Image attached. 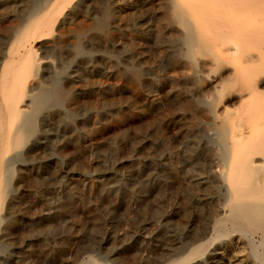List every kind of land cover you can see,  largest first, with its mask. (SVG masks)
<instances>
[{
    "label": "bare ground",
    "instance_id": "6f19581e",
    "mask_svg": "<svg viewBox=\"0 0 264 264\" xmlns=\"http://www.w3.org/2000/svg\"><path fill=\"white\" fill-rule=\"evenodd\" d=\"M15 1L0 47V264L48 254L50 218L108 246L109 260L79 259L60 224L58 264H264V0ZM62 126L63 161L100 172L86 183L37 152ZM51 180L60 199L28 214L41 201L24 205V188Z\"/></svg>",
    "mask_w": 264,
    "mask_h": 264
},
{
    "label": "rangeland",
    "instance_id": "374dc122",
    "mask_svg": "<svg viewBox=\"0 0 264 264\" xmlns=\"http://www.w3.org/2000/svg\"><path fill=\"white\" fill-rule=\"evenodd\" d=\"M10 2V3H9ZM11 3H12V5H11ZM16 3V4H15ZM15 3H14V0H0V14H1V16H0V18L1 19H3L1 22H0V25H1V27H0V47H1V45L2 44H4L6 41H7V39L9 38V36H11L12 35V29L13 28H15L16 27V25L17 24H19V19L17 18L18 17V15L20 14V13H22L23 11H22V8L20 7V6H18L19 4H17V2L15 1ZM14 4H15V7L16 6H18V7H16V8H14ZM6 6V7H5ZM11 6V7H10ZM16 10V13H15V10ZM18 9V10H17ZM10 11H11V13H10ZM19 11V12H18ZM2 13H5V14H2ZM3 15H5V16H3ZM7 15H9V17L7 16ZM14 15V16H13ZM12 16V17H11ZM7 17V18H6ZM10 17L12 18V19H10ZM5 18V19H4ZM9 21V22H7V21ZM12 20V21H11ZM17 21V22H14V21ZM3 26V27H2ZM2 28V29H1ZM2 40H4V41H2ZM3 42V43H2ZM81 88V87H80ZM80 88H78L79 90H80ZM82 89V88H81ZM67 103V102H66ZM65 103V104H66ZM80 102H78L76 105L77 106H75L74 108V110H77L76 111V113L77 114H81L82 112H81V110L83 111V108H84V105L82 104V103H80ZM65 104H64V106H65ZM82 104V105H81ZM81 105V106H80ZM82 108V109H81ZM64 126H65V124H64ZM64 126H62V127H60V129L59 130H52V131H50L49 130V132H51V133H53V136L51 135V137H50V139H49V137H47L46 136V138H45V141H44V139H42L41 140V143L39 144V147H38V150L39 151H37L39 154H40V156H42V159H47V158H49V157H52V156H57L58 158H60L59 159V164H60V176H63L66 172H67V169H68V171H69V168H73L74 169V171H76L77 173L79 172L80 174H83L82 175V178H87L86 180H85V183L89 180V177H91V176H97L98 174H100V172H99V170H97L98 168L97 167H95V166H93V168L91 167V166H88V167H85V169L84 168H78V167H72V165H71V163L68 161H63V159L62 158H67V151H68V149L67 148H69V147H66V146H64L63 145V147L61 148V150H59V148H60V144H62L61 143V140H63V138H66V137H68V135L70 134L66 129H65V127ZM58 131V132H57ZM57 133H58V136H57ZM69 133V134H68ZM67 134V135H66ZM98 134H95L94 135V138H95V143L97 144V146H98V141H99V135L97 136ZM64 136V137H63ZM96 136V137H95ZM55 139H54V138ZM57 137V138H56ZM60 137H62V138H60ZM53 139V140H52ZM56 141V142H55ZM46 142V143H45ZM49 142V143H48ZM51 142V143H50ZM48 143V144H47ZM43 144V145H42ZM50 145V146H49ZM43 146V148H41ZM45 146V147H44ZM97 146H95V149H93V151H92V153H93V155H92V157H91V159L92 160H94V162L95 161H98V160H100V159H102V160H104L105 161V163L107 164V165H110L111 164V162L113 161L112 160V158L109 156V153H107V154H105L104 156H102L101 155V153H100V151H99V148L97 147ZM48 147H50V148H48ZM98 149V150H97ZM67 150V151H66ZM40 151H42L41 153H40ZM48 151H50V152H48ZM96 151V152H95ZM69 152V151H68ZM98 152V153H97ZM50 153V154H49ZM46 154V155H45ZM63 155V156H62ZM96 155V156H95ZM102 158H101V157ZM100 157V158H99ZM86 161H89V160H87L86 159ZM51 168V167H50ZM66 169V170H65ZM95 169V170H94ZM52 170V169H51ZM92 170H94V171H92ZM66 171V172H65ZM94 174H93V173ZM86 175V176H85ZM52 180H53V178L54 177H50ZM65 179V178H64ZM50 181L49 183H50V186L49 187H47L46 186V184H41V185H39V186H32V187H25L24 188V190H23V193L25 194V196L22 198V201H23V203H24V205H28V204H31L32 202H33V200H38V201H41L40 203H42V204H40V203H38L39 205L38 206H36L37 207V209L35 208V210L33 209V210H30L29 212H28V214H37L36 213V211H38L39 209H41V208H45V207H47V206H54V204H56L57 203V201L60 199V196H61V193H59V191H58V188L56 187V185H54V183H53V181ZM83 182H81V184L80 185H78L79 186V189H80V196H81V199H82V202L84 203V205L86 204L87 206L89 205V206H91V204H93L94 203V201L95 200H91V198L92 199H94L90 194H88V190L87 189H84V187H83ZM29 191V192H28ZM52 192V193H51ZM35 193V194H34ZM50 194H52V195H50ZM83 196V197H82ZM38 197V198H37ZM88 197H90V198H88ZM28 198V199H27ZM34 198V199H33ZM51 198V199H50ZM33 199V200H32ZM29 200V201H28ZM52 200V201H51ZM177 200V199H176ZM26 201V202H25ZM46 201H48L49 202V204H51V205H47V203H46ZM178 201V200H177ZM44 203H46V204H44ZM38 207H39V209H38ZM85 212V211H84ZM83 211H78V215L77 216H79V217H82L83 215V220L85 219L84 217H86V219L84 220L85 221V224H87V225H90L91 224V220H90V218L88 217V215H86L85 213H84ZM82 213V214H81ZM176 213H178V214H176ZM181 212H180V210L179 209H177L176 211H174V213L172 214V220L173 221H175V222H177V223H181V222H185V219H184V217L180 214ZM174 214L176 215V216H174ZM86 215V216H85ZM178 215V216H177ZM174 216V217H173ZM88 218H89V220H88ZM64 221V220H63ZM15 224H17V223H15ZM43 224H45V225H43ZM56 224V225H55ZM60 224H66V226H69V227H71V231H72V233H71V236L73 237V239L74 240H77V245L75 244V246H78V244H79V246H78V250H81V251H83V252H81L82 254H80L79 256H78V258L79 259H82V258H85L87 255H92L96 260H98V261H103V259L104 258H106L107 260H109V257L107 256V254H108V246H105V245H98L97 243V241H96V238L94 237V236H92V235H90V234H87L86 235V237L85 238H83V239H76V237H77V235H78V231H75V229H77L78 230V228L75 226V225H72L73 223L72 222H68V221H66V222H64V223H60L59 221L57 222V220H56V218H50V220H49V222L48 223H42L40 226H42V227H40V228H44V230H43V233H44V235L47 237V243H48V246H49V249H50V251H49V253L48 254H45V253H43V252H40V251H34V252H29V253H26V255H28V257L27 258H30V260H31V262H33L34 264H45V262H46V264H58V262L57 261H59V259H58V256H57V253H56V247H57V242H59L60 240H63V238L65 239V237L67 236V231H66V226H65V228H63V227H61L60 226ZM19 225V224H18ZM39 228V229H40ZM70 231V232H71ZM70 232H69V234H70ZM19 235V236H18ZM56 235V236H55ZM18 238L19 240H17V239H15L14 241H13V243H14V245L13 246H11L10 247V250L12 251L13 249V251H16L17 249H18V247L20 246V240H21V238H19L20 237V234L19 233H15L14 232V238ZM55 238V239H54ZM50 239V240H49ZM49 240V241H48ZM52 240V241H51ZM72 240V239H71ZM54 242L55 243V245L53 244V243H51V242ZM56 241V242H55ZM20 242V243H19ZM81 242V243H80ZM84 242V243H83ZM97 242V243H96ZM18 243V244H17ZM51 243V244H50ZM70 240H69V242H67V245H66V249H68V248H70L72 245H70ZM80 244H82V245H80ZM103 246V247H102ZM12 247H14L13 249H12ZM51 247V248H50ZM99 247H100V250H99ZM86 249H87V251H86ZM88 249H90V250H88ZM94 249V250H93ZM102 249H103V251H102ZM23 251V250H22ZM99 251H100V253H99ZM90 253V254H89ZM97 253V254H96ZM106 253V254H105ZM95 254L97 255V257L95 256ZM101 254V255H100ZM0 255L2 256H0L1 258H3L4 256H5V253L4 252H0ZM37 256H39V257H37ZM41 256L43 257V258H41ZM52 256V257H51ZM100 256V257H99ZM36 257V258H35ZM108 257V258H107ZM39 258V259H38ZM45 258V259H44ZM100 258V259H99ZM40 260V261H39ZM37 261V262H36ZM44 262V263H42V262Z\"/></svg>",
    "mask_w": 264,
    "mask_h": 264
}]
</instances>
